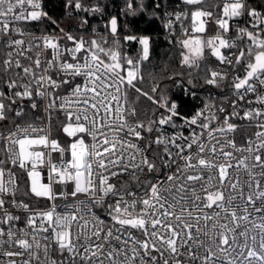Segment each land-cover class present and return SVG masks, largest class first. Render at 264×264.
I'll list each match as a JSON object with an SVG mask.
<instances>
[{
    "label": "snow or ice",
    "instance_id": "1",
    "mask_svg": "<svg viewBox=\"0 0 264 264\" xmlns=\"http://www.w3.org/2000/svg\"><path fill=\"white\" fill-rule=\"evenodd\" d=\"M207 5L208 0H179L164 26L173 35L180 29L182 66L199 68L207 50L221 64L243 69L242 76H233L232 88L239 101L259 106L246 107L241 115L233 102L222 120L205 115L210 104L182 117L174 100L138 87L150 38L125 35L124 41H138L141 50L136 58L122 54L116 17L109 21L112 47H105L103 38L85 41L69 33L64 38L72 47L48 35L25 47V39L14 38L27 35L18 25L51 19L43 0H0V41L9 49L0 60V78L7 77L0 90V121L11 119L12 112L22 117V109L13 106L35 95L48 100L47 109L63 113L62 131L69 138L62 143L31 123L0 132V257L7 258L0 264H264V12L247 0H217L211 11ZM66 6L89 11L81 0H67ZM126 8L135 14V0H127ZM242 16L251 18L250 25L238 27L233 39L227 35L231 22ZM210 22L217 31L206 36ZM225 49L236 51L226 55ZM48 50L51 57L42 60ZM226 78L210 70L205 82L218 86ZM62 86H68V95H60ZM158 88L154 84L151 93ZM127 89L164 111L147 124L130 119L137 113L121 104ZM249 93L255 100L247 98ZM233 117L254 129L239 144ZM174 118L201 131L168 136L165 126L176 128ZM145 132L149 137L141 145L137 141L146 139ZM17 168L27 173L30 192L50 202L46 209L16 200ZM125 174L142 194L113 182ZM59 200L66 203L60 206ZM9 206L29 213L24 227H15L21 218ZM97 207L104 208V217Z\"/></svg>",
    "mask_w": 264,
    "mask_h": 264
},
{
    "label": "trees",
    "instance_id": "2",
    "mask_svg": "<svg viewBox=\"0 0 264 264\" xmlns=\"http://www.w3.org/2000/svg\"><path fill=\"white\" fill-rule=\"evenodd\" d=\"M215 2L217 0H208L207 10H213L211 5ZM81 3L89 11H77L74 7H68L66 6L67 0H45V11L51 19H46L43 29L48 32H61L62 24L68 22L66 32L74 35L77 39L82 37L85 41L92 39L100 41L103 38L108 41L105 47H112L114 38L110 32L109 21L112 17H116L118 31L115 39L120 40L122 54L136 58L141 50L138 41H124L125 35L150 38V57L148 61L143 62L141 69L144 81L137 83V86L143 91L156 98L165 96L169 100L178 101L181 115H188L196 106L195 99L182 95L183 89L187 88L198 92V97H203L207 92L214 91L205 81L209 76V71L216 70L218 60L206 50L205 58L199 62V68L182 66L181 52L183 49L176 42L177 38H182L180 29L177 26L176 34L173 35L164 26L168 19L166 13L178 10L179 0H135V14L127 10V0H81ZM247 3L249 7H255L258 11L264 12V0H247ZM93 7H99L101 10L92 12L90 9ZM53 20L56 22L55 24L52 23ZM250 20L251 18L247 16L233 20L229 34L236 35V29L249 26ZM205 35H209L208 29ZM236 71L235 75H243L242 68L236 67ZM154 84H159V88L156 93H151ZM229 91L234 92L232 83L229 86ZM127 92L126 107L128 110L135 108L137 113L135 118L130 119H138L147 124L150 119L158 118L164 111L147 97L136 93L134 89H127ZM216 93L219 97L220 93L218 91ZM29 111L35 113V110ZM9 116L12 119L9 126H14L15 123L36 122V117L29 120L26 116L15 117L12 113H9ZM63 123H65V117L54 111L51 116L52 132L53 137L60 141H62ZM233 123L239 126L235 133L238 144L242 143L254 131L247 121L237 120ZM152 135L154 136L155 133ZM144 136L146 139L143 142L146 144L149 134L145 132Z\"/></svg>",
    "mask_w": 264,
    "mask_h": 264
},
{
    "label": "built area",
    "instance_id": "3",
    "mask_svg": "<svg viewBox=\"0 0 264 264\" xmlns=\"http://www.w3.org/2000/svg\"><path fill=\"white\" fill-rule=\"evenodd\" d=\"M43 4H44V10H45V0H43ZM45 21H46V19H44L42 21H38V22L22 23V24L18 25L24 29V31L26 32L27 35H25L23 37L15 36L14 38L25 39L26 40L25 47H27V41H33L34 43H38L40 41H38L36 38H40V37H43L45 35H48V36L56 37L59 40L60 45L62 47H64V46L72 47V42L67 41L66 38H64V33H67V32L62 33V32L45 31L43 29V24L45 23ZM227 35L232 37L233 39H235V37H236V35H231L229 33ZM237 43H239V41H237ZM8 50L9 49L5 48L4 42L0 41V60H2L3 58H6V53ZM223 51L225 52L226 55H230L232 52H235L236 49H225ZM29 55L34 56L35 51H33L32 53H29ZM50 57H51V50H48L42 56V60L48 59ZM68 59L70 60L71 58L68 57ZM216 71L226 73L227 78L220 81L218 86L210 85V87L213 88L212 90H214L212 93L207 92V94L204 95L203 97H198L199 93L196 91H193V90H190L187 88H185L181 91L182 95L184 97H189L191 99H195V101H196V106L190 111V113L188 115H181L182 117L190 118L198 110L202 109L205 104L212 105L210 112H206L205 115H210L211 113H215L217 115V117L220 118V120H222V118L225 115H228L229 113L232 112L233 102L236 103L237 111H240L241 115H242V110L244 108H246V107H258L259 106L256 104L246 105L244 102H241L238 100V97L235 94V90L232 93L229 91V86L233 82V76L235 75V73H237L236 68H233L232 66H229L227 64H221L218 61ZM52 75L54 78L59 79V76L57 75L56 72H53ZM6 79H7L6 76L0 78V90H4L5 85H4L3 81ZM82 80H83L82 77L77 78V82H82ZM215 89H216V91H215ZM58 91H59L61 96H66L69 94L68 86H62L60 89H58ZM217 91L220 93L219 97L216 93ZM260 91H261V89H258L257 94H259ZM255 95L256 94L249 93L247 98L255 100ZM32 102H35L37 104L36 109L31 108ZM175 102L178 104V106H179L178 111L180 112V104L178 103V101H175ZM57 103L59 104L60 101L58 100ZM47 104H48L47 99H42V98L34 95L31 100H29V99L18 100L17 105H15L13 107L16 110L22 109V111L24 113V115L22 117L26 116L29 118V120L33 119V117L34 118L36 117V122H32L31 124H34L37 127H43L47 132L50 133L51 137L54 138L53 132H52V125H51L52 113L54 111H56L60 115H62V116H64V115L61 111H59L57 109H47ZM121 104L124 106L125 109H127L126 102L123 99L121 100ZM113 106L115 107V102H113ZM220 108H224L225 111L220 112L219 111ZM29 110H35L34 111L35 113H32V111H29ZM12 114L15 115L14 112H12ZM100 115L104 116L103 111H101ZM174 119H175V122L177 124L176 128H172L170 126H165V131H166V134L168 136H172L173 134L178 133V132H183V134L185 136H189L192 133L193 129L195 130L196 133H199L201 131V129L198 128L197 126L185 125L184 121L180 118H174ZM11 120L12 119H9L6 121H0V132L7 134V130L9 128L14 127V126H9V123ZM237 120H241V119H239L238 117L232 118V122L237 121ZM244 121H246V120H244ZM101 123H103V121H101ZM215 123H219V120L214 122V124ZM21 125L27 126L28 124H21ZM103 131L107 132L109 137H111L112 133L109 132L107 128H104ZM81 135H84V134H81ZM143 135H144V133H143ZM61 138H62V141H61L62 143L67 142L69 140V138L64 133H62ZM235 138H236V135H235ZM85 142L89 143V144L92 143V138L90 136L85 135ZM137 143H140L141 145H145L143 141H137ZM0 158H4L3 142L2 141H0ZM166 171L167 170H165V172ZM15 172H16V179H17V185H18L17 190H16V200L17 201H23L24 203L29 204L30 208L33 210L46 209L48 207V205L50 204V202L43 199V198H37L30 192L27 173L24 170H21L18 168L15 169ZM45 172H46V170H45ZM156 175H159V173H157ZM141 179H143V176H141ZM149 179H151V176L149 177ZM45 182H47V181L45 180ZM113 182L117 183L118 187H121L122 190H123V188L126 187L128 189L135 190L139 194H142V192H143V189L138 185L137 181L135 179H133L132 176L129 174H125L121 177L114 178ZM80 199H84V197H80ZM57 203L60 206H63V204L66 203V201L59 200V201H57ZM9 210L13 214L20 216V218H21L20 221L15 222V227H24L26 217L29 213L25 212L22 208H15V207H11V206H9ZM94 211L101 217H104L106 215L105 210L102 207L94 208ZM5 228H7L6 225H5ZM5 247H7V246H5ZM13 250H15V249H13ZM56 255L58 256V254H56ZM6 259H7L6 257H0V261H4Z\"/></svg>",
    "mask_w": 264,
    "mask_h": 264
},
{
    "label": "rangeland",
    "instance_id": "4",
    "mask_svg": "<svg viewBox=\"0 0 264 264\" xmlns=\"http://www.w3.org/2000/svg\"><path fill=\"white\" fill-rule=\"evenodd\" d=\"M68 25H69L68 22L62 24L61 28L64 29V32H66V28ZM207 29L209 30V35H215L217 31V26L215 25L214 22H210L209 25L207 26Z\"/></svg>",
    "mask_w": 264,
    "mask_h": 264
}]
</instances>
